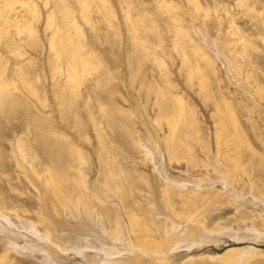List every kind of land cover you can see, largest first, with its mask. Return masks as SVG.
<instances>
[{"label":"rangeland","instance_id":"obj_1","mask_svg":"<svg viewBox=\"0 0 264 264\" xmlns=\"http://www.w3.org/2000/svg\"><path fill=\"white\" fill-rule=\"evenodd\" d=\"M28 1L36 17L20 2L8 15H27L31 33L18 34L16 25L0 33V55L14 79L11 102L18 107L11 118H0L5 211L37 219V192L16 163L14 144L24 135L25 121H39L50 141L82 151L94 207L116 215L128 244L141 242L131 231L132 217L149 236L157 234L156 222L176 235L193 229L197 238L220 235L218 242L177 248L169 264H235L238 256L229 250L251 253L245 264H264V0H83L86 7L79 0ZM63 10L80 31L67 25ZM69 34L74 40L79 34L88 60L82 77L71 71L70 79L64 55L59 61L55 55L58 39ZM176 37L186 56L174 48ZM75 61L79 66L77 58L70 62ZM177 98L184 103L181 112ZM227 108L235 128L227 124ZM169 117L178 120L174 134ZM219 121L227 127L217 145ZM27 138L41 164L46 144L32 134ZM175 140L171 158L168 146ZM109 165L113 177L104 188L100 168ZM219 174L231 187L224 188ZM65 261L82 264L70 252Z\"/></svg>","mask_w":264,"mask_h":264},{"label":"bare ground","instance_id":"obj_2","mask_svg":"<svg viewBox=\"0 0 264 264\" xmlns=\"http://www.w3.org/2000/svg\"><path fill=\"white\" fill-rule=\"evenodd\" d=\"M18 2L26 6L25 12L32 19L37 16L36 6L28 0H0V33L6 30L5 26L9 25H16L18 34L22 33L25 29L31 33L32 29L27 20V15H20V20L18 17L13 16V18L8 15L9 9H12L15 3ZM79 2L80 4H84L85 7L87 6L85 1L79 0ZM63 16L67 21V25H71L77 31H80L76 20L70 18L66 10H63ZM58 33H60V28L56 29L52 42ZM57 43L56 60H61L62 55H64L67 62L68 79L75 77L71 75V71L82 77L81 71L88 68V60L84 58L85 45L82 44L79 34L75 40L71 34L64 37L61 36ZM173 46L175 49L180 50L181 55L186 56L180 37H176ZM13 50L16 51L12 49L8 50V52H12ZM87 54L89 53L87 52ZM66 58H69L70 61L72 58H77L79 66L76 64L77 60L72 64ZM7 64L8 59L0 55V118H11L14 111L18 109L17 105L11 102L9 87L14 86V79L8 78ZM14 73L17 77L22 76V71L19 67L16 68ZM71 89L73 90V88ZM75 91L72 93L75 94ZM176 100L179 104L178 111H183V101L179 98ZM227 111L230 114L227 124L235 128L234 116L228 108ZM161 115L167 116L169 113L165 114V112H162ZM169 116L171 117V114ZM170 117L168 124L171 133L174 134L178 120L174 119L171 121ZM183 118L189 122L188 124L193 126L188 114H185ZM179 119H182V117L180 116ZM31 122L32 120L25 121L23 127L24 135L15 140L14 157L16 163L18 162L19 167L22 168L24 176L37 192L40 211L37 219L30 221L20 217L17 212H6V208L3 204H0V260L2 259L0 264H35L34 260L37 257L35 254L40 257L38 260H40L41 264H66L67 252H70L73 256H79L82 264H169V255L177 248H190L198 243L216 242L220 239L218 237L220 235L212 233L205 237V239L197 238L194 229L187 236H182V234L176 235L171 228L160 227L153 218V212L151 211L150 216L152 223L156 222L154 226L157 234L150 235V237L147 234L149 232L147 228H144L142 225L140 227L139 222L129 217L131 231L138 234L137 236L140 237L141 242L128 244L129 241L127 242V239L123 235V233L125 234L124 228L122 230L116 215L112 216L107 208L94 207L92 195L86 189L88 183L84 174V168L87 165L83 159L85 156L83 157L82 151L70 142L64 145L60 141H50L45 136V129L41 122L35 121L30 124ZM95 124L97 130H101L99 127L100 122H96ZM217 126L219 132L216 135V140L217 145H219L222 142L220 140L225 133L227 125L219 121ZM30 134L33 135L36 141H42L46 144L47 157L41 161V164L39 162L37 147L27 144L29 142L26 143V138ZM53 134L55 133L53 132ZM177 147L178 141L170 142L168 150L171 158ZM154 150L153 153L155 152ZM115 152L113 150V153ZM146 154L149 156L152 154V151L148 149ZM187 156L188 159L192 160L189 153H187ZM26 157H29L30 164L28 167L23 163ZM34 163L38 165V171L33 168L32 164ZM213 170L218 174L216 166L213 167ZM100 175L104 177L105 184L99 183L103 184L104 188H107L109 181L113 177L111 166L109 165L104 169L100 168ZM219 176L220 183H222L225 189L231 187L229 178L227 179L223 175L222 177L220 174ZM159 232L162 235L158 236ZM117 242H122V245H119ZM163 243L165 244L162 245ZM227 254L238 256L234 261L235 264H245L248 259L247 256L249 257L251 253L247 254V252L241 250H229ZM222 257L217 256L215 259L221 260Z\"/></svg>","mask_w":264,"mask_h":264}]
</instances>
